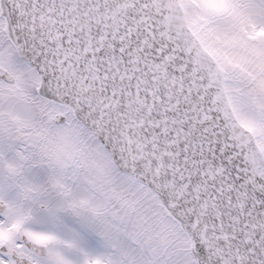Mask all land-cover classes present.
Here are the masks:
<instances>
[{
    "label": "snow or ice",
    "instance_id": "snow-or-ice-1",
    "mask_svg": "<svg viewBox=\"0 0 264 264\" xmlns=\"http://www.w3.org/2000/svg\"><path fill=\"white\" fill-rule=\"evenodd\" d=\"M0 264H264V0H0Z\"/></svg>",
    "mask_w": 264,
    "mask_h": 264
}]
</instances>
